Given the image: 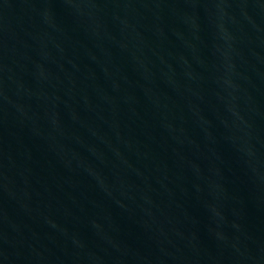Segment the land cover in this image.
<instances>
[{
    "label": "water",
    "instance_id": "1",
    "mask_svg": "<svg viewBox=\"0 0 264 264\" xmlns=\"http://www.w3.org/2000/svg\"><path fill=\"white\" fill-rule=\"evenodd\" d=\"M0 264H264V0H0Z\"/></svg>",
    "mask_w": 264,
    "mask_h": 264
}]
</instances>
